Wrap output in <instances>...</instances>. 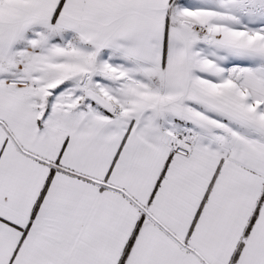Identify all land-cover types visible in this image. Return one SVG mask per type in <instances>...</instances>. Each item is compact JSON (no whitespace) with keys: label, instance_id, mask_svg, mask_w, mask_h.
Returning a JSON list of instances; mask_svg holds the SVG:
<instances>
[{"label":"snow or ice","instance_id":"1","mask_svg":"<svg viewBox=\"0 0 264 264\" xmlns=\"http://www.w3.org/2000/svg\"><path fill=\"white\" fill-rule=\"evenodd\" d=\"M0 264H264V0H0Z\"/></svg>","mask_w":264,"mask_h":264}]
</instances>
